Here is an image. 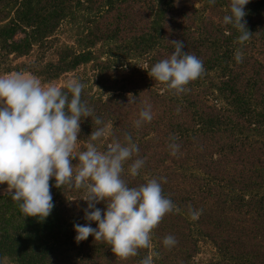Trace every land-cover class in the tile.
I'll list each match as a JSON object with an SVG mask.
<instances>
[{"label": "trees", "instance_id": "obj_1", "mask_svg": "<svg viewBox=\"0 0 264 264\" xmlns=\"http://www.w3.org/2000/svg\"><path fill=\"white\" fill-rule=\"evenodd\" d=\"M245 11L253 35L241 46L240 33L223 23L230 0H0V71H28L48 82L91 62L93 80L77 76L86 85L82 100L112 135L123 141L130 133L139 147L133 159L145 160L136 177L128 161L123 178L137 187L166 177L163 194L179 208L153 230L151 249L121 260L94 236L76 242L74 225L88 223L83 190L58 189L50 180L55 206L44 221L25 217L0 192V264H139L149 252L153 264H196L204 242L214 254L203 264H264V0H250ZM65 20L81 24L76 43L47 58ZM171 40L183 41L205 68L179 96L148 75L174 52ZM35 48L32 60H18ZM146 105L153 119L137 128ZM96 127L83 119L78 138L86 145ZM171 135L178 137L177 156L170 154ZM189 206L203 210L198 219ZM97 207L106 210L103 202ZM169 235L177 240L170 249L163 245Z\"/></svg>", "mask_w": 264, "mask_h": 264}, {"label": "clouds", "instance_id": "obj_2", "mask_svg": "<svg viewBox=\"0 0 264 264\" xmlns=\"http://www.w3.org/2000/svg\"><path fill=\"white\" fill-rule=\"evenodd\" d=\"M215 4L216 0H208ZM250 0H230V15L223 17L225 25H232L240 35L236 43L243 46L253 35L246 27L245 6ZM174 52L155 63L148 75L166 85L174 95L190 91L188 85L205 74L203 61L187 51L181 40H171ZM237 63L243 62L240 48L235 52ZM61 87L42 84L35 76L23 72L0 75V185L7 184L5 192L11 197L25 217L44 221L53 211L50 180L55 187L83 190L87 202L84 225L75 224L77 243L94 236L95 241L106 242L121 260L139 254L140 249H151L153 230L163 218L179 208L163 194L160 181L166 177L152 178L137 187H129L123 178L125 164L132 161L128 172L132 177L140 174L145 165L138 156L139 147L130 133L123 141L112 135L110 124L95 117L88 102L82 100L86 85L77 79ZM110 95V94H108ZM129 94V102H134ZM179 111V109H177ZM139 128L151 122V105L140 110ZM91 117L97 127L88 136L85 150L78 151V136L83 119ZM112 135L106 148L100 145ZM178 137H169V150L177 156ZM73 161H78L75 165ZM103 202L105 209L97 207ZM201 210L189 206L193 220ZM91 222L98 226L93 228ZM177 244L174 236H166L163 245L172 248ZM157 257L159 253L155 254ZM139 264H153V254Z\"/></svg>", "mask_w": 264, "mask_h": 264}, {"label": "rangeland", "instance_id": "obj_3", "mask_svg": "<svg viewBox=\"0 0 264 264\" xmlns=\"http://www.w3.org/2000/svg\"><path fill=\"white\" fill-rule=\"evenodd\" d=\"M192 3V0H189ZM199 2L195 1V5L199 6ZM79 25H81L79 22H70V21H63L62 24L58 27V29L55 31L54 33V37L51 40L52 42L49 44L48 46V51H47V58H51V57H55L57 54V50L58 48L63 45V44H72V43H76V36L78 34V29H79ZM21 35V34H19ZM37 52V48L34 49V51H32L30 54L25 55V56H21L20 58H18V60H26V61H30L35 57V53ZM94 70L92 69V63H87L85 65H81L78 69L74 70V71H70L68 73H65L64 75H62L61 77L55 79V80H51L48 82L43 81L42 79H40L39 77L35 76L34 74H32L31 72L25 71L23 73H26L28 75L31 76H35L36 78L40 79L42 84H53L56 85L58 87L65 85L69 80L72 79H77V76L79 74H81L84 77H90V80H93L94 78ZM11 73H15V71L13 72H9V73H4L2 71H0V75H7V74H11ZM94 86L95 83H93ZM79 139V138H78ZM85 144L79 139L78 142V151H82L85 150ZM78 162H73V164L75 165ZM6 189L0 191V192H4ZM214 254V247L209 244L208 242H204L200 252L196 255V264H203L204 262H206V260H208L211 256H213ZM5 264H15L14 262L5 261Z\"/></svg>", "mask_w": 264, "mask_h": 264}, {"label": "water", "instance_id": "obj_4", "mask_svg": "<svg viewBox=\"0 0 264 264\" xmlns=\"http://www.w3.org/2000/svg\"><path fill=\"white\" fill-rule=\"evenodd\" d=\"M4 189H7V184H2L0 185V191L4 190Z\"/></svg>", "mask_w": 264, "mask_h": 264}]
</instances>
